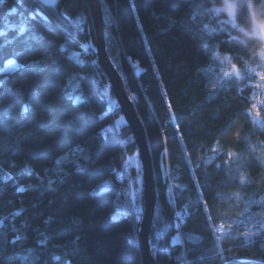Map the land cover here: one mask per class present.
<instances>
[{
	"label": "trees",
	"instance_id": "16d2710c",
	"mask_svg": "<svg viewBox=\"0 0 264 264\" xmlns=\"http://www.w3.org/2000/svg\"><path fill=\"white\" fill-rule=\"evenodd\" d=\"M99 1L106 53L133 103L151 156L156 204L149 245L154 264H240L241 259L264 264V246H250L242 235L253 214L264 212V92L257 85L264 80V48L255 52L257 42H263L256 29L264 30V0H222V7L221 0ZM73 5H46L42 11L48 21L36 0L0 5V31L7 32L0 43L10 41L0 49V113L11 116L0 121V145L42 125L39 135L28 136L10 152L0 151V186L8 181L0 218L23 209L21 217L8 223L26 236L15 249L25 258L17 260L9 246L0 264H45L51 255L65 253L70 264H142L136 235L142 190L136 193V169L124 167L137 153L136 145L125 121L117 123L122 117L118 105L109 108L115 98L97 62L88 0H73ZM11 7L17 12L9 15ZM78 15L85 18L82 25L75 22ZM62 25L70 27L73 44L56 65L1 71L7 59L31 64L55 54L48 41L64 42ZM20 26L27 30L18 36ZM34 35H43V42L36 44L30 39ZM225 51L242 65L241 71L232 64L235 77L218 73L217 67L230 63ZM73 52L83 61L79 76L72 68L81 65L72 59L70 66L67 59ZM34 92L42 94L43 103L22 119L18 113ZM77 97L81 107L74 111L68 100ZM101 132L107 137L104 149L84 174L75 173V164L82 163L78 157L55 164ZM11 160L15 167H9ZM58 168L72 177L63 185L48 184V178L59 177ZM89 178L96 186L110 181L98 201L87 198ZM13 181L27 191L16 193ZM62 193L74 196L65 203ZM49 199L55 201L51 206ZM205 201L204 208L197 207ZM113 214L119 217L115 226L108 219ZM49 215L56 219L45 225ZM219 228L225 230L222 236ZM42 232L50 237L46 247L39 243ZM0 234L13 238L10 228Z\"/></svg>",
	"mask_w": 264,
	"mask_h": 264
},
{
	"label": "snow or ice",
	"instance_id": "6c2138e0",
	"mask_svg": "<svg viewBox=\"0 0 264 264\" xmlns=\"http://www.w3.org/2000/svg\"><path fill=\"white\" fill-rule=\"evenodd\" d=\"M37 4L39 5V14L43 15V8L46 5L51 4L53 7H57L60 5H65L68 8H72L73 5V0H36ZM7 3V0H0V5H3ZM18 4H22V0H17ZM135 7V4L132 5ZM231 7V5H229ZM17 12L16 7H11L8 9V14L12 15ZM43 19L45 21H48V16L43 15ZM75 22L77 24L82 25L85 22V18L83 15H78L75 17ZM64 32L66 33L64 42L62 44H56L55 41L49 40L48 41V46L49 48H54L55 49V54L49 53L48 56L42 59L38 60H33L31 64H18L15 59H7L6 60V65L8 67L5 68V73H7L10 69L13 68H19L21 70L24 69H36L40 65H44V68L48 67L49 63L52 65H56L58 63L59 59H63L65 57V54L67 53L68 49L72 46L73 44V33L68 26L62 25ZM26 27L25 26H20L17 32V35L24 34L26 32ZM13 31H16L15 26H13ZM49 32H52V29L49 27L48 28ZM7 32L5 31H0V37H6ZM31 40H33L36 44H41L44 40L43 35L39 36H32L30 37ZM5 43H10V41H5ZM5 43H0V49H3L5 46ZM31 47V45H29ZM84 48L90 47V45H83ZM21 53L17 52L15 53V56H19ZM69 64L72 59H76V63L81 65V68L77 70L76 68H72L73 71H76L77 76H79V72L83 70V61L79 59L78 54L73 52L71 56L67 57ZM93 64H95V61H92ZM71 66V64H70ZM44 68H39L40 71H43ZM3 87V84H0V88ZM50 91L52 95L56 94V88H55V77L53 78V81L50 82ZM80 98L77 97L75 100H72L69 98L68 102L72 106L74 111H78L79 108L81 107L79 103ZM43 103V96L40 92H34L29 95L27 101L23 104L21 110L19 111L18 115L22 119H27L28 116L34 112L37 108V106H40ZM11 119L10 113L5 111L0 113V121H8ZM41 126H35L32 129H30L27 133H23L22 135H18L16 138H14L11 143H3L0 145V151H3L5 153L12 151L13 148H18L26 139L28 136H36L39 135ZM107 140V137L104 136V133H97L95 137L91 138L90 140L86 141L84 145L77 144L74 148L69 149L68 153L60 156L55 160L56 165H61L64 164L66 161H69L70 158H76L78 157L82 163H76L75 164V173L76 174H84L88 167L89 164L93 161L94 157L97 156L98 154L102 153L105 142ZM16 163L15 160L9 161V167H15ZM26 169L27 173L29 176L34 175L32 165L26 164ZM59 172V177L56 180H53L51 178L47 179V183L52 185H63L69 181V179L72 177L73 173H69L65 171L64 169H56ZM7 175V174H5ZM37 179L40 181V183H43L44 180L41 179L39 176H37ZM107 183V182H105ZM193 185L195 186L198 181H191ZM8 181L6 180L4 182L3 186H0V198L4 197L6 195V188H7ZM13 186L15 188V192L18 194H23L27 191V188L23 186L19 182L13 181ZM103 194H105V187H99L97 188L96 182H92L91 178H89V188L87 191V198L89 200L93 201H98L103 197ZM239 195V194H237ZM74 196V193H62L60 196V199L68 203L72 200ZM9 204L12 203L11 200L8 201ZM55 203L53 199L48 200V204L51 206ZM207 202L205 201L204 204H198L197 207L202 209L204 208V205ZM247 211V208L245 209ZM23 214V209L21 210H16L8 213L7 215H4L2 218H0V233H2L5 230H8L10 228V231L13 234V238L9 239L7 236H4L0 234V257H3L6 259L7 253L9 251V246H11L12 249V255L16 257L17 260L23 259L25 257H21L20 253L15 251L17 245L19 242L26 240V236L23 234V231L21 229H18L15 224L9 225L8 221H15L17 218L21 217ZM207 213L205 214V219H207ZM56 217L53 215H49L45 220L44 224L45 225H51L55 221ZM73 222L77 225L81 223V221L77 220L75 217L72 218ZM109 222L112 223L114 226L119 223V217L117 215H110L108 217ZM139 219V216L137 217ZM221 227H225V225H222ZM254 230H248L245 233H242V235L245 238V242L248 243L250 246H253L257 243L261 244L264 246V220H258L255 222L253 225ZM63 231H68V229H64ZM159 233H157L158 235ZM43 238L39 241L41 246L46 247L49 243L50 237L46 235L45 233L40 234ZM127 239V238H126ZM189 239L191 240H198L199 237L195 236H190ZM77 240H79V237H77ZM75 243V242H74ZM128 243L131 244V240H128ZM153 249H155V245H152ZM31 251V249H29ZM203 258V257H201ZM39 257H37V260ZM220 259L223 261H227V257L220 255ZM56 262V264H70L69 261V256L67 253L62 254V255H56L53 254L50 256L48 261H45V264H50V262ZM240 264H248V261L246 259H241Z\"/></svg>",
	"mask_w": 264,
	"mask_h": 264
},
{
	"label": "water",
	"instance_id": "95a60500",
	"mask_svg": "<svg viewBox=\"0 0 264 264\" xmlns=\"http://www.w3.org/2000/svg\"><path fill=\"white\" fill-rule=\"evenodd\" d=\"M88 6L94 30L97 62L100 64L101 69L106 75L110 90L115 98L122 117L131 131L140 160L142 175V209L139 213L140 219H138L136 223V235L142 264H154L149 245V231L156 204V192L150 152L147 146L143 126L135 112L131 99L125 91L122 78L106 53L101 3L99 0H88ZM130 193L133 202L134 192L131 183Z\"/></svg>",
	"mask_w": 264,
	"mask_h": 264
},
{
	"label": "rangeland",
	"instance_id": "374dc122",
	"mask_svg": "<svg viewBox=\"0 0 264 264\" xmlns=\"http://www.w3.org/2000/svg\"><path fill=\"white\" fill-rule=\"evenodd\" d=\"M49 5H51V4H49ZM229 5H231V4L227 3V5H226L225 8H226V10L229 13H231V11H232V5H231V7H229ZM256 30H257L258 34L263 38V42H264V30L262 28H257ZM263 56H264V50H263ZM226 63H227V60H226ZM224 66L225 67H228V65H226V64ZM6 67H8V66L5 63L4 68L1 71H5V68ZM13 69H10V70H13ZM224 69H226V68H221L220 66L217 67L218 73L221 76L229 77V74L226 71H224ZM232 69L235 70L233 67H232ZM257 85L264 92V80H263V78L261 79V81H259L257 83ZM116 104L117 103H116L115 100H114V102L110 100L109 101V108H110V110L113 109L114 107H116ZM121 121L122 122L124 121V120H122V117L117 120V123H120ZM124 167L127 168V169L130 168V167H134V169H136V171H137V173H136V187H137V192L136 193L139 194L141 192V180H142V177L141 176L142 175H141V166H140V160H139L138 154L135 153L134 155L129 156L127 158V160L125 161V163H124ZM105 182H107V183H105ZM109 185H110V181L109 180H104L103 182H101V183H99L97 185V188H99V187H105V190H106V189L109 188ZM258 220H264V212L261 213V214H258V213L253 214V216L251 217V223H250V225L248 227L245 228L244 233L246 231H248V230H254L253 225ZM218 232H219L218 235L219 236H222V234L225 233V230L223 228H219L218 229Z\"/></svg>",
	"mask_w": 264,
	"mask_h": 264
},
{
	"label": "clouds",
	"instance_id": "9594fccd",
	"mask_svg": "<svg viewBox=\"0 0 264 264\" xmlns=\"http://www.w3.org/2000/svg\"><path fill=\"white\" fill-rule=\"evenodd\" d=\"M222 6L223 5H222V0H221V3L218 5V7H222ZM262 48H264V42H259L258 41L257 44H256V47H255V52H257V53L260 52ZM222 55L224 56V58L226 60L230 61L229 66L226 69H224V71H226L230 76H234L235 77L236 70L232 69V64L236 63V61L231 59V53H229V52L225 51ZM236 69L242 71V65L239 64V63H236ZM260 71H261L262 74H264V67H262L260 69Z\"/></svg>",
	"mask_w": 264,
	"mask_h": 264
}]
</instances>
